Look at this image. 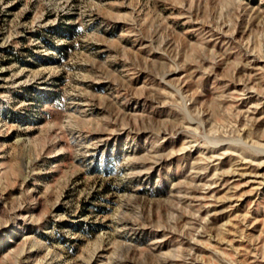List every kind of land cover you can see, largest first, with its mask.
I'll list each match as a JSON object with an SVG mask.
<instances>
[{"label": "rangeland", "instance_id": "obj_1", "mask_svg": "<svg viewBox=\"0 0 264 264\" xmlns=\"http://www.w3.org/2000/svg\"><path fill=\"white\" fill-rule=\"evenodd\" d=\"M0 264H264V0H0Z\"/></svg>", "mask_w": 264, "mask_h": 264}]
</instances>
